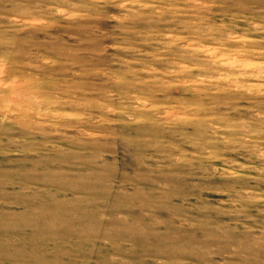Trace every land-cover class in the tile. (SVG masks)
Instances as JSON below:
<instances>
[{
	"label": "rangeland",
	"instance_id": "1",
	"mask_svg": "<svg viewBox=\"0 0 264 264\" xmlns=\"http://www.w3.org/2000/svg\"><path fill=\"white\" fill-rule=\"evenodd\" d=\"M0 264H264V0H0Z\"/></svg>",
	"mask_w": 264,
	"mask_h": 264
},
{
	"label": "bare ground",
	"instance_id": "2",
	"mask_svg": "<svg viewBox=\"0 0 264 264\" xmlns=\"http://www.w3.org/2000/svg\"><path fill=\"white\" fill-rule=\"evenodd\" d=\"M5 65H6V63H5ZM1 67H2V66H1ZM4 84H5V83H4ZM10 102H11V101H10ZM10 102H9V103H10ZM186 112H187V111H186ZM169 113H170V111H169ZM178 113H179V112H178Z\"/></svg>",
	"mask_w": 264,
	"mask_h": 264
}]
</instances>
